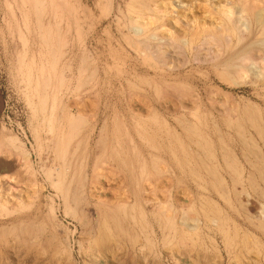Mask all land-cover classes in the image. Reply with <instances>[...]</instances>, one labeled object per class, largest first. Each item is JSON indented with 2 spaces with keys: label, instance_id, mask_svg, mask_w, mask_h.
Masks as SVG:
<instances>
[{
  "label": "rangeland",
  "instance_id": "rangeland-1",
  "mask_svg": "<svg viewBox=\"0 0 264 264\" xmlns=\"http://www.w3.org/2000/svg\"><path fill=\"white\" fill-rule=\"evenodd\" d=\"M40 1L44 10L40 17L42 26L48 20L60 27L55 26L60 30L56 39H61L63 57L55 67L56 73L49 69L51 62L41 37L46 26L40 28L37 23L35 0H0V264H264V234L260 236L262 242L256 244L253 225L259 210L264 208V197L260 196L264 193V171L254 169L258 159L264 162V153L243 154L235 130L220 122L224 133H230L225 146L230 148L237 165L236 172L229 171L218 159L214 176L207 173L213 170V159L188 138H141L137 134L141 129L156 131L148 124L143 127L145 120L137 112L140 109V113H146L149 102L156 104L152 86L164 88L171 84L199 95L202 119L203 110L206 115L226 118L209 106L207 89L229 95L230 101L220 95L219 103H232L240 109L239 114L249 101L264 110V92L249 86H230L217 78L210 83L202 81L212 64L191 63L174 71L171 81L162 74L149 76L141 65L136 74L135 56L128 47L125 28L126 5L123 6L127 0H114L110 16H106L108 9L101 0H53L54 5L52 0ZM184 1L191 6L185 21L192 27L190 19L196 20L197 26L218 24L224 19L221 11L233 8L238 12L242 0ZM121 12L123 15L119 16ZM171 20L165 26L174 27ZM174 51L171 55L180 61L182 52ZM193 55L185 52L189 60ZM81 58L85 60L84 69L88 67L81 73L84 78L78 75ZM25 69L29 71L24 72ZM120 73L128 75V81H139L143 89L134 90L126 81L120 86L116 79ZM43 76L48 84L45 90L41 87ZM59 77L66 85L61 90ZM45 95L46 108L42 111L37 101ZM76 103L83 105V114L89 118L79 127L78 135L74 131L66 150L67 159H71L66 182L70 198L76 197L71 204L76 208L77 220L66 213L62 198L46 177L48 170L62 168L56 158L62 151L53 149V143L49 145L51 136L48 137L46 122L54 120L52 126L61 139L68 136L69 122L78 115ZM209 123L201 126L204 131L213 129ZM246 123L242 125L261 147L255 129ZM169 127L183 132L179 125ZM9 138L17 139V147ZM211 142L212 152H218L220 142L216 138ZM214 177L222 179L219 192L212 185ZM251 182L261 192L254 191ZM218 193L225 194L224 198ZM206 205L219 208V215L224 218L223 231L206 218L207 209H211ZM166 213L171 223L166 220ZM185 216L196 218V232L183 226ZM193 224L190 221L186 225Z\"/></svg>",
  "mask_w": 264,
  "mask_h": 264
},
{
  "label": "bare ground",
  "instance_id": "bare-ground-1",
  "mask_svg": "<svg viewBox=\"0 0 264 264\" xmlns=\"http://www.w3.org/2000/svg\"><path fill=\"white\" fill-rule=\"evenodd\" d=\"M51 2L53 3V0ZM101 2H105L104 5L107 7V8L105 7V10L108 9V12H107L108 14L105 13L107 14L106 16L112 15L114 12V2L115 1L114 0H101ZM119 5L121 6V4H118V6ZM123 7L126 8V10H124V12L126 13L124 18L127 19L126 26H125V28H127L126 29L127 37H128L127 43H128V47H130L132 54L135 56V61H133L134 62L133 65H135L134 66L135 73L137 71V68L142 66L146 70V73L148 75L151 73L153 77L156 78L158 77L159 74H162L163 76L167 77V80L171 81L172 80L171 74L174 71H179L182 68L191 66V63L197 64V66L212 64L211 69L206 73V76L204 77V80L202 81L206 83H210L212 82L213 78H217L221 82L228 83L230 86H240V85L249 86L252 89H254L256 92L260 90L264 92V0H242L241 7L239 6L240 10L238 12H235L233 8H224L221 11L222 13L220 12L223 15L224 19L220 20L218 24L213 23L207 26H203L202 24L201 26L199 25L197 26L198 22L194 19L193 20L190 19V21L194 25L192 27H189L188 22L185 21L187 13H191V10H190L191 6L188 5V2L184 0H127V3L126 4L124 3ZM34 11L37 16V23L40 25V28H43L46 26L45 29L42 30L44 32L41 35L43 40L42 39L41 40L44 42L43 45L46 46L47 51H48L47 54L49 58L47 59H50V62H51L50 64L48 63L50 65L49 69L51 70V72L52 71L55 72V67H57L61 57H63L62 56L63 51L61 49L62 45L61 43H59L61 42V39H59L60 41L56 39V37H58L59 35L60 30H57L55 28V26H58L57 24L54 23L55 26H53L51 22L48 20H47L48 23L46 22V25L44 26L43 24L42 26L40 17L42 13H44L43 12L44 10L42 6V2L40 0H35V10ZM118 12H119V9H118ZM122 12L119 13L118 15L122 16L123 15ZM101 13H104V11H101ZM53 17L51 19H53ZM171 19L174 20V22H172V26L174 27L165 26V23H171L172 21ZM118 21L116 20V22ZM157 24L159 25L156 26ZM57 28L59 29L60 27L58 26ZM77 29H76V32L78 31ZM198 47L202 48L203 50L201 49L197 50ZM176 49L182 52L183 56L180 61H175L173 56L171 55L173 51ZM185 52L194 53V55L189 60L185 56ZM84 56L85 54L83 55V57ZM82 60H83L82 61L83 63L81 64L82 66H80V68L78 69L79 70L78 75L79 76L81 75V78L83 75H85L81 73H84L88 69V67L87 69H84L85 60L84 59ZM136 61L141 62V64L136 66L137 65ZM47 62L49 61L47 60L46 63ZM65 66H62L61 68ZM69 67L67 68L69 69ZM82 69H84L83 72H81ZM59 70L61 71L60 67H59ZM193 70H194V67H191V72ZM28 71H29L28 69H25L24 72H28ZM195 71L198 72V69H196ZM38 73H41V72H38ZM24 76H26V74H24ZM63 77L61 78L59 77L60 86L57 84L60 87L59 90H61V88H63L64 86ZM126 77H128V75L124 73L117 74L116 79L121 83L120 86L123 87L122 82L126 81L127 83L126 85L128 86L130 85L134 90L143 89V86L137 83L139 81L134 80L132 76H131L132 79L129 81L127 80ZM137 78H139V75ZM43 81L45 82L40 81L43 83L42 84L43 86L41 87H43L45 90V88L47 89V86H48L45 80V77ZM80 81L82 80L80 79ZM132 81H135V82L132 83ZM85 82L86 80L83 81L82 83L83 87H84ZM141 82H144V81H141ZM146 84L151 87L150 82L147 81ZM79 85H81V82L79 83ZM36 87L37 86H35L34 89ZM152 87H151L152 88L151 90L154 92V95L156 97V104L149 102L146 113H143V112L140 113L141 112L140 109H138L137 112H138V115L141 116L145 120L143 127H147V124H148V127H153L156 129V131H154L155 133H152L151 131H148L146 129H141L140 132H137L138 136H140L141 138L153 137L155 135H159V136H162L168 139H172V138L180 139L182 137L188 138L189 140H191V142H194L197 147L201 148L203 152H205V156L207 158L210 157L211 159H213V170H208L207 173L208 175L212 174L214 176L217 171L216 167H217L218 159L221 160L225 168H227L228 170L230 169L229 171L234 170V172H236L235 170H236V165H237L235 157L232 154L230 148H227L225 146L226 145L225 139L227 138L228 134H226L227 133L226 131L224 133L223 129L221 128V125L226 126L229 130H235L236 136L239 138L242 144L241 150L243 151V154L248 152L256 156L258 155L261 156V154L264 153V110L257 103H252L250 101L248 103L246 102L247 104L242 109V113L239 114L238 112H240V109H237L236 107H234L232 103L230 104V106H226V104L221 105L222 101L219 103V96L225 95V94H222L223 91H220L217 89H207L206 99H207L209 106L213 110L217 111L219 114H222L226 118L219 119V118H216L214 115H206L207 114L206 111L203 110L202 112L203 119H202L200 115V111H199L200 110L199 104L201 103L200 101L202 100V98L199 95L193 94V93L191 94L189 92H184L185 89L179 88L177 86H173L171 84H165L164 88H160L159 86L157 87L152 86ZM80 88L82 87L80 86ZM77 89H79V87ZM65 90L67 89H64L63 91ZM69 92L70 91H68V94ZM28 97L30 98L31 96L28 95ZM39 97H40L39 98L40 101H37V103L39 102L41 110L45 111L46 102H47L46 95L42 96L45 99L41 98V96ZM224 97L227 100L230 99L229 95H225ZM34 101L35 100H33V102ZM225 101L226 100H224V102ZM78 104L76 106L78 115L77 117L72 116L69 122L70 131L68 133V136H65L63 139H61V137L57 135L58 132L56 131V127L52 126V124H54V120H52L53 122L51 121H49V123L46 122L47 124H49V128H48L49 132H47V130L46 132L48 133V137L49 135L51 136L49 145L51 146V143H53V149L62 151V153L56 154V158L62 162V168L60 169L58 168L56 170H52V169L48 170L47 176H46L48 179L47 181H49L56 195L62 198L66 213L70 217L76 218V220H77L78 214H77L76 208L72 207V204H71V199H72V202L74 203L76 197L74 198L73 196L72 198H70L71 196H69V193H68L69 184H67L66 182L68 179L66 178V175L68 174L67 167H70V161H71L70 158H69L70 160L67 159L68 156L66 154L67 152L66 150L68 148V142L72 140L71 138L75 134L76 135L79 134V131H78L79 127L83 126L87 122V119H89V118H86V116L83 114L84 112L83 105L81 103H78ZM73 105L75 104L73 103ZM155 107L158 109V111ZM48 108H50V106ZM49 112L47 114L48 117H49ZM52 112L53 111H51V113ZM160 113L165 114V117H161ZM43 119H45V117H43ZM220 122H221V125H220ZM246 122L250 123L252 127L255 129L257 137L262 142L261 147L258 144L257 140L253 136H251V134L247 132V129H245L244 126L242 125L243 123H246ZM207 123H209V125L210 124L212 125L213 129L212 130L210 129L211 131H208V130L204 131L202 129L201 126L206 125ZM170 124H176V126L177 125L181 126L183 129V132H178V130H174L173 128L171 129L169 127ZM74 131H75V134H74ZM105 135H102L101 137H104ZM117 135L119 134L117 133L116 136ZM214 138H216L221 144L219 146L218 152H215L214 150L212 152L213 145L211 141H213ZM8 141L11 142L13 146H16L18 144V141L15 138H9ZM102 150H105V149L102 148ZM260 156L259 158L261 159ZM256 162L258 163L255 165L252 164L254 165V169H257L258 172L264 171V165L262 166L264 162H262V160H259V159ZM252 165L251 167H253ZM96 174H99V172H97ZM192 175H193V172H192ZM262 178L264 181V176H262ZM201 180H200V183H202ZM212 180H213L212 182L213 187L216 189V191L219 192V190L221 189L220 185H221L222 179H219L218 177H214V179ZM253 184L251 182L252 187H253ZM253 190L259 191L260 189L257 185H255L253 187ZM219 195L222 196L223 198L225 196V194L224 195L219 194ZM260 196L264 197V193L261 192ZM215 205L214 206L212 205L213 207L211 205L210 207L206 205L207 208L208 207L211 208V209H207L208 210L207 212L209 214H206V218L209 220L210 224L212 223L220 231H223V221L222 220L224 218H221V216L219 215L221 214L218 210L219 208ZM4 209H2V211ZM52 211H53V208H52ZM166 220L169 223H171L170 222L171 219L169 218V214L167 217V213H166ZM184 220H182L183 226H185L187 230H190V231L195 230L196 232V224L198 223L196 218H193V216H185ZM190 221L191 223H194V224L196 223L195 226L192 227L191 226L192 224L186 225L187 223L189 224ZM253 222H254L253 223L254 228L257 233V235L255 236L256 237L255 242L256 244L259 245L262 242L260 239V236L261 234H264V208L263 207H261V209L259 210ZM170 228L171 226H169L168 229Z\"/></svg>",
  "mask_w": 264,
  "mask_h": 264
}]
</instances>
